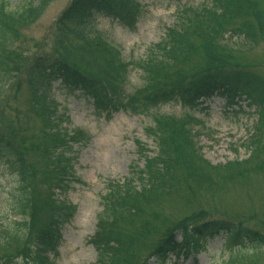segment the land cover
<instances>
[{"label": "trees", "instance_id": "trees-1", "mask_svg": "<svg viewBox=\"0 0 264 264\" xmlns=\"http://www.w3.org/2000/svg\"><path fill=\"white\" fill-rule=\"evenodd\" d=\"M9 1L0 0V99L9 97L11 78L16 75L27 84L34 97L33 111L48 124L43 129L44 147L40 153L45 164L41 168L36 163L39 156L34 160L33 153L15 144L0 125V155L5 158L13 182L9 192V213H5L6 220H0V264H11L23 257L21 252L24 253L23 258L29 257L37 247L54 251L59 244L63 225L70 221L75 212L74 206L60 200L57 195L64 193L74 182L75 173L72 172L73 163L68 161L70 147L67 144L76 142L78 137L70 136L68 142L67 136L55 138L57 127L53 118L56 111H44L45 116H42V108L37 107L38 96L49 94L55 81H60L71 90H79L91 101L93 114L104 120H110L120 110L143 114L145 104L152 106L176 102L182 107L195 108L202 97L213 95H222L232 103L234 100L247 101L260 109L258 127L251 139L254 137L256 140L260 134L261 141L264 139V73L255 72L249 68L250 64L227 61V57L216 53V47L211 44L203 49L206 51H203L202 67L190 74L180 73L193 40L189 35L191 32L187 30L190 23L187 9L182 13L181 25L167 29L161 41L148 48V56L153 55L159 61L151 66L144 63L149 59L139 64L143 83L132 94L121 87L113 88L110 80L106 83L89 75L81 64L77 65L65 54L78 51L76 43H82L83 37L77 31L85 30L96 15L110 17L128 29H134L142 12L139 0H71L54 21V35H58L56 43L64 48L63 54L50 46V50L26 59L22 57L24 52L21 53L16 47V42L20 41L22 31L39 19L50 0H25L13 7H9ZM208 4V12L202 17L200 25L208 29L211 36L217 35L218 38L214 40L237 35L253 44L264 41V11L258 0H210ZM192 22L198 24L199 20ZM214 40L211 42L215 43ZM103 43L97 38L89 46L104 51ZM103 58L101 62L110 65L114 71L117 70L114 64L122 69L128 65V61L122 59L116 50L104 53ZM179 121L174 117L162 116L158 122L156 153L142 156L146 149L137 142L140 155L144 158L143 166H137L138 169L134 173L132 171V177H127L121 184L115 182L109 185L108 192L102 198L104 214L99 215L91 239L100 264H122L117 258L118 252L126 253L128 249H122V246L134 245L125 242L118 232L124 221L128 224L123 225L144 239V248L149 249L142 264H151L149 260L152 264H165L171 262V257L177 259L179 256L187 259L204 249L206 242L219 236L229 252L226 264H240L247 259L251 261L241 251L248 243L264 250V232L249 226L248 223L257 222L249 214H232L234 218L229 214L222 218H210L197 211L181 217V220H174L175 225L170 229L166 226V219H159L161 214L156 212L150 227H146L144 221H135L141 218L139 207L147 194L166 189L168 182L178 180L175 176L179 173H187L182 174L180 179L198 176L201 167L198 163L206 164L212 172L220 171L228 175L240 167L247 172L260 169L258 157L254 158V140L246 148L247 158L212 165L196 146L193 131L197 129L192 128L189 120L181 121L183 123ZM254 162L257 163L254 165ZM212 172V176L216 175ZM223 179L228 178L224 176ZM221 249L224 250L223 247Z\"/></svg>", "mask_w": 264, "mask_h": 264}, {"label": "rangeland", "instance_id": "rangeland-1", "mask_svg": "<svg viewBox=\"0 0 264 264\" xmlns=\"http://www.w3.org/2000/svg\"><path fill=\"white\" fill-rule=\"evenodd\" d=\"M23 1L25 0H10L8 5L17 6ZM70 1L50 0L39 19L22 31L20 41L16 42V47L25 54L22 57L26 59L36 53L41 54L50 50V46L63 54L64 48L56 43L58 35H54V21ZM209 1L140 0L142 12L131 30L118 21L96 15L91 27L77 31L83 37L82 43H76L78 51H69L65 57L77 65L81 64L86 70L83 71L89 75L106 83L110 80L113 88L121 87L135 94L136 88L143 83L139 64L147 59L149 60L144 63L148 66L159 61L153 58V55L148 56V48L161 41L168 28L181 25L182 22L179 21L183 11L187 9V16L190 18L187 30L191 32L189 35H192L193 40L189 46L190 54L180 73L190 74L202 67L203 51H206L203 49L211 44L216 47V53L227 57V61L250 64L249 68L263 74L264 41L253 44L237 35L222 36L223 38L214 40L218 38L217 35L211 36L208 29L201 27L200 21L208 12ZM258 3L264 11V0H258ZM204 21L207 23L206 19ZM100 37L104 39V51L89 46ZM212 40L215 43H212ZM115 50L128 61V67L122 69L114 64L113 66L117 67L114 71L110 65L101 62L104 61V53H112ZM27 87L16 75L11 78L9 97L0 99V125L5 128L6 134L15 144L33 153L34 160L39 156L36 163L41 168L45 164L40 153L44 147L43 129L48 123H44V119H40L33 111L35 100ZM46 95L38 96L37 107L42 108V116H45L44 111H56L53 118L57 127L55 138L67 136L68 142L70 136L78 137L76 142L67 144L70 147L68 156L71 160L67 159L69 163H73L72 172L75 173V179L70 189L61 195L64 200L76 205V213L69 223L63 225L61 241H58L54 251L43 247L46 250L44 251L37 247L26 258H23L24 253L21 252L23 257L15 259L11 264H100L98 253L89 239L96 229L99 215L104 214L102 198L108 192L110 184H121L127 177H132V171L134 173L138 169L137 166H143L142 156H152L156 153L158 122L162 116L174 117L180 120L179 122L189 120L192 128L197 129L193 131L196 134V146L212 165L223 164L236 158H247L246 148L254 140V158L258 157L260 169L247 172L240 167L228 175L220 171L212 172L206 164L196 162L201 166L198 176L180 179L182 174L187 173H179L175 176L178 180L168 182L166 189L154 190L152 195L147 194V198L142 200L139 207L141 218L133 220L144 221L146 227H150L156 212L161 214L159 219H166V226L170 229L175 225L174 220H181L197 211L210 218H222L227 214L234 218L232 214H249L257 221L256 224L247 222L249 226L264 232V139H260L262 134L256 140L254 137L251 139L258 127L257 116L260 109L245 101L233 104L224 96H213L205 99L197 108L182 107L176 102L152 106L145 104L143 114L120 110L114 113L110 120H104L93 114L91 101L79 90H71L60 81H55ZM38 108L35 109L38 111ZM80 132L82 134H79ZM137 142L146 149L142 156ZM256 163L254 162V165ZM211 172L216 175L212 176ZM224 176L228 179H223ZM210 181L212 182L209 183ZM12 187L10 170L5 165V158L0 155V220L3 221L6 220L5 213L9 209V192ZM123 224L128 223L124 221ZM123 224L118 228L119 234L125 242L129 241L134 245L122 246V249L127 248L128 251L118 252L117 258L122 264H142L149 249L144 248V239ZM155 228L156 226L153 227ZM241 251L244 254H240L250 257L251 261L247 259L240 264H264L263 249H256L248 243ZM228 255L224 240L219 236L206 242L204 249L197 255H191L187 260L179 258L174 264H226ZM148 263L153 262L149 260Z\"/></svg>", "mask_w": 264, "mask_h": 264}]
</instances>
